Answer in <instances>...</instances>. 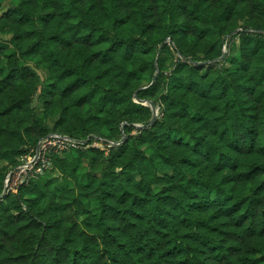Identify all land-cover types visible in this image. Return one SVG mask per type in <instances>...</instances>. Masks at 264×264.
I'll return each instance as SVG.
<instances>
[{"label":"trees","instance_id":"obj_1","mask_svg":"<svg viewBox=\"0 0 264 264\" xmlns=\"http://www.w3.org/2000/svg\"><path fill=\"white\" fill-rule=\"evenodd\" d=\"M159 8L158 0H19L0 16L1 39L11 36L5 61L0 46V152L20 157L52 133L36 99L43 117L61 109L56 135L98 136L108 150H71L72 161L52 154L42 176L59 172L73 185L40 176L0 197V264H264V0ZM241 18L254 31L237 34L238 59L213 64ZM167 37L179 63L164 76L169 46L157 60L145 53ZM144 101L162 118L149 125ZM68 107L81 126L68 123ZM5 164L8 173L18 165ZM8 173L0 169V196Z\"/></svg>","mask_w":264,"mask_h":264},{"label":"rangeland","instance_id":"obj_2","mask_svg":"<svg viewBox=\"0 0 264 264\" xmlns=\"http://www.w3.org/2000/svg\"><path fill=\"white\" fill-rule=\"evenodd\" d=\"M1 3L3 4V6L1 8L0 16L2 14L8 13V10L14 9V7L19 3V0H1ZM158 3H159V7H160L159 9L163 10L166 7L167 0H158ZM193 10L198 12V9H193ZM107 14L109 15V13H107ZM238 22H239V26L240 27H236L231 33H229L228 35H226L224 37L223 51H222L221 55H223V53L225 51V53H224L225 57L221 61H217V60L216 61H212L213 64L217 63V65L223 66L225 68V67L230 66L231 61L233 59H238L237 58V54H238V49H239V46H240V35H237V34H239L240 32H242L244 30H246L248 32L254 31L252 29H245L243 27V25H245V19L241 18L240 20H238ZM195 25L200 26V23H196ZM211 31H213V29H211ZM234 31H236V32L233 33ZM101 34L102 33H100L99 35H101ZM163 36H164L163 32H155L154 36H153V39L155 41H158V40L161 41V38ZM10 38H11L10 35L3 36V39H1V37H0V40H1L0 41V46L2 47V50H3V57H2L3 61L6 60L5 54L11 52V49H10L11 44L9 43V39ZM186 42H187L188 46H192V44L195 42V39H194L193 36H190L186 40ZM165 43L169 46L171 52L163 53V55H165V57H166V60L163 63V65H164L163 73H164V76H169L172 73L173 69L176 67L175 65L177 63H179V60L176 57L175 52L172 51V49H174V44H173V42H172L170 37H167L166 40H164V42L161 43L158 48L157 47L152 48V49L148 50L145 54H146V56L148 58L154 57L155 60H157L159 55L162 52L161 51V46L163 44H165ZM225 46H226V48H225ZM221 55L218 56L217 58H220ZM209 61H211V60H209ZM29 63H31V66L33 68H37V69L41 70L44 73V76H45V80H44V83H43L44 85H50L52 83V81L49 78L48 72L45 71V69H43L44 67L42 65H40L38 60H36V59L30 60ZM203 63H205V62H203ZM137 65H142V64L140 62H138ZM147 76H149L148 72H147V75L144 74V79H142V84H144V85H148L149 84V80H148ZM132 102L136 103V104H139V100L137 98L132 99ZM44 103H45L44 100L36 99L34 101V103H33L34 110L38 114V116H40V118H42L44 120V123L47 124L49 129L52 131V133L50 135H55V133H57V132H55L54 129L56 128V123L60 120L61 109H56L55 111H53V113L48 114L45 117H43V114H44ZM142 105L150 106L151 109H152V106H153L151 103H148L147 101H144V104L142 103ZM101 106H102V103L99 101L97 103V105H95L94 107L98 111V110L102 109ZM120 107L121 106L118 105V108H120ZM153 107L156 108V119L162 118L163 113L160 112L159 106H153ZM108 108H109V104H107L106 109H108ZM87 110H88V107L84 111H87ZM189 111H191V113L190 112L189 113L191 115H193L192 114L193 111L192 110H189ZM152 114H153V112H152ZM99 115L101 116L102 114H99ZM75 120L78 121L80 126L82 125V120L78 119L73 114V108L72 107H68L67 108V121H68V123L70 125L74 126ZM143 124H145V123L136 122V126L137 127L142 126ZM102 130L104 132L107 131V126L105 125L104 128L102 127ZM129 132H130V130H129ZM23 133H24V136H25V139H26L25 142H24L25 146H26V148H29L31 146L32 138L30 137L29 133H27V130H23ZM135 133H136V130L134 129L129 134L133 135ZM173 135L177 139H183L185 142L187 141L188 143H192V141L188 138V136L187 137H186V135L184 136V134H182L181 132L180 133L179 132H177V133L174 132ZM116 136L119 137L118 134H116ZM77 137L82 138V134H78ZM87 139H88V137H86L84 141H82L83 139H80L81 141L77 140L79 142H83L84 144H79L76 147H72L73 149L72 148H68L66 151H63V153L60 152V153H56V154H59L58 157H60V158H62V157H64L65 159L69 158L70 161H72L71 150H75V151L79 150L80 151L82 149H87V148H96V149H99L100 151H105V153L107 154L108 150H106V147L102 143V140H103L102 138H100V139L93 138V140L92 139L90 140L91 142L87 141ZM144 147L146 148V145ZM35 151L37 152L36 149H34V148L32 149V147H31V148H29L28 151H26V153L23 152L24 154L21 155L20 157H19V155H17V157H15V155H13V154L10 155V154L5 153V152H0V169H2L5 174L8 173L6 171L7 166H6L5 163H8L11 168H13L15 165L18 164L17 167L15 168V170H12V171L8 170L10 172L8 173L7 178L5 177V187H6V189L7 188L8 189L6 191L4 190L2 192V194L0 196L1 198H3L4 196H6L9 193H17L19 191V187L21 185L20 181L23 179L24 175L26 174V171L24 170L25 164L26 163H30V161L33 158V155L35 154ZM85 163H86V161H84L83 163L81 162L80 163V167H82V169L85 172H88L89 168L85 165ZM52 165H53V163H52ZM3 167H5V168H3ZM47 170H49V169H47ZM96 173L100 174V171H96ZM59 174H60L59 172H56V174H55V172H53L52 174H46V175L42 176L43 174H34V173H32V169L29 171L30 180L31 179H36L37 181H39L38 178L40 176H42L40 178L43 181H47V180H50V179L51 180L55 179L54 176H57V178L60 179V181H61L60 185H63V184H66V183H70L71 185H73V182L68 181V177H66V175H63L62 173H61V175H59ZM65 174H66V172H65ZM78 175H82V172H79ZM128 175H129V173H128ZM9 189H11V190H9ZM154 189L156 191H158L159 187H154ZM97 208H98V201L92 197L90 199V201H89V208L88 209L90 211H92V212H95L97 210Z\"/></svg>","mask_w":264,"mask_h":264},{"label":"built area","instance_id":"obj_3","mask_svg":"<svg viewBox=\"0 0 264 264\" xmlns=\"http://www.w3.org/2000/svg\"><path fill=\"white\" fill-rule=\"evenodd\" d=\"M79 144L84 143L73 140L67 136H61L56 134L40 141L38 152L35 151V154L33 155V158L30 163L25 164L24 170L26 171V174L20 181V184L24 180L30 179L29 171L31 169L32 173L34 174H45L48 171L47 169L50 170L53 167L51 159L52 154L63 152L68 148L76 147Z\"/></svg>","mask_w":264,"mask_h":264},{"label":"water","instance_id":"obj_4","mask_svg":"<svg viewBox=\"0 0 264 264\" xmlns=\"http://www.w3.org/2000/svg\"><path fill=\"white\" fill-rule=\"evenodd\" d=\"M236 31H234L233 33H235ZM163 46V45H162ZM162 46H161V48H162ZM225 48H226V46H225ZM224 53H225V51H224ZM223 53V55L220 57V58H217L216 60L217 61H221L224 57H225V54ZM215 60V61H216ZM158 73V72H157ZM157 73L155 74V76H154V78H153V80H152V83L153 82H155V80H156V77H157ZM148 102V101H147ZM148 103H150V102H148ZM152 112H153V114H152V117H151V120H150V123H149V125L150 124H152L154 121H155V119H156V108L155 107H153L152 106ZM139 127H141V126H139ZM52 135H48L46 138H49V137H51ZM45 138V139H46ZM92 138H98V139H100L99 137H97V136H89L88 137V139H87V141H89V140H91ZM36 150H37V152H38V150H39V144L37 145V147H36ZM5 191L7 190L6 189V187H5V189H4Z\"/></svg>","mask_w":264,"mask_h":264}]
</instances>
